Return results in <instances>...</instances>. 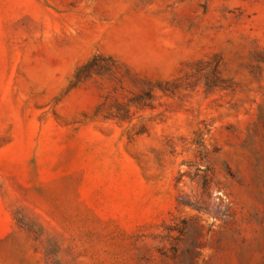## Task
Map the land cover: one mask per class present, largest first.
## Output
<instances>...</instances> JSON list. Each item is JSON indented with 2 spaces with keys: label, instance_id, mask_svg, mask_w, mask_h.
<instances>
[{
  "label": "rangeland",
  "instance_id": "1",
  "mask_svg": "<svg viewBox=\"0 0 264 264\" xmlns=\"http://www.w3.org/2000/svg\"><path fill=\"white\" fill-rule=\"evenodd\" d=\"M0 264H264V0H0Z\"/></svg>",
  "mask_w": 264,
  "mask_h": 264
}]
</instances>
